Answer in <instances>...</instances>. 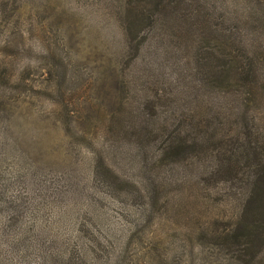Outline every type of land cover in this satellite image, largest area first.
I'll return each mask as SVG.
<instances>
[{"label":"rangeland","instance_id":"obj_1","mask_svg":"<svg viewBox=\"0 0 264 264\" xmlns=\"http://www.w3.org/2000/svg\"><path fill=\"white\" fill-rule=\"evenodd\" d=\"M199 1L223 12L235 2ZM122 3L0 0L1 221L17 213L0 225V264H92L79 255L89 242L99 250L93 264H264V248L259 263L213 236L233 216L220 178H207L200 161L157 159L164 115L200 113L210 101L194 74L205 30L192 31L189 47L166 14L125 44ZM252 15L250 28L243 17L224 25L262 32L264 18ZM263 39L253 38V53L264 58ZM257 73L252 95L244 86L232 95L254 98L231 100L223 88L220 100L235 124L246 110L264 131V61Z\"/></svg>","mask_w":264,"mask_h":264},{"label":"trees","instance_id":"obj_2","mask_svg":"<svg viewBox=\"0 0 264 264\" xmlns=\"http://www.w3.org/2000/svg\"><path fill=\"white\" fill-rule=\"evenodd\" d=\"M122 5L121 25L125 44H129L140 29L162 27L166 14L171 17L168 21L177 26L178 41L185 45L189 43V47L194 41L192 31L199 35L205 30V42L209 43V47L206 55L195 57L200 68L194 74L200 80L206 78L210 101L200 113L183 110L171 116L164 115L157 159L168 163L179 160L185 164L200 161L199 170L207 178H220L224 183L223 187H226L227 193L232 197L230 201L233 216L227 221V226L221 232L213 233V236L225 245L236 248L241 246L237 249L238 253L242 250L241 255L250 259L258 258V262L262 263V254L259 253L264 248V131L258 128L256 120L246 110L239 114L235 124L220 98L224 94L223 88L224 91L228 90L231 100L254 98L232 95L240 86L246 87L247 92L252 95V89L259 81L257 70L263 69L264 58L253 53L256 48L253 38L264 34V26L260 33H247L226 28L224 21H240L239 17H243L242 25L250 28L253 23L252 14L255 13L256 18H264V0H235L225 12L214 9L213 5L206 8L199 0H124ZM254 5L260 6V10L255 12ZM157 33L165 34L163 31ZM142 42L139 35L136 50L141 47ZM198 89V86H194V90ZM229 107L232 105L229 104ZM151 116L147 115V119ZM137 135L143 139L142 142H147L151 137L149 131L139 132ZM91 174L96 177L95 165L92 166ZM15 213L9 210L3 216V221L0 217L2 228L11 225V220L17 216ZM79 246L82 247V253L79 254L82 260L85 261L88 256L93 264V254L99 251L95 242ZM86 246L91 249L87 251ZM119 252L122 253L123 250ZM238 253L236 256L242 257ZM115 259L113 252L106 261L115 262Z\"/></svg>","mask_w":264,"mask_h":264}]
</instances>
